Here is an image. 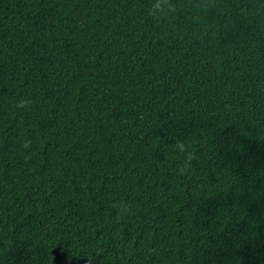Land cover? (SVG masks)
<instances>
[{
	"label": "trees",
	"instance_id": "trees-1",
	"mask_svg": "<svg viewBox=\"0 0 264 264\" xmlns=\"http://www.w3.org/2000/svg\"><path fill=\"white\" fill-rule=\"evenodd\" d=\"M157 2L0 0V264H264V0Z\"/></svg>",
	"mask_w": 264,
	"mask_h": 264
},
{
	"label": "clouds",
	"instance_id": "clouds-1",
	"mask_svg": "<svg viewBox=\"0 0 264 264\" xmlns=\"http://www.w3.org/2000/svg\"><path fill=\"white\" fill-rule=\"evenodd\" d=\"M161 5L158 2L153 6V8H160ZM174 6L173 5H169V10H171ZM191 149L190 145H186L184 142L182 141H177L176 145H174V150L179 151L181 153H184L185 156V167L189 166L191 163V160L194 157V152Z\"/></svg>",
	"mask_w": 264,
	"mask_h": 264
}]
</instances>
